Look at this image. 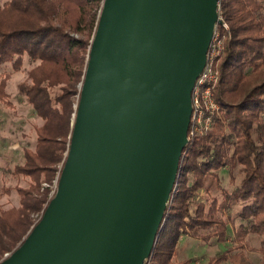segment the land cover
Segmentation results:
<instances>
[{
    "label": "water",
    "instance_id": "1",
    "mask_svg": "<svg viewBox=\"0 0 264 264\" xmlns=\"http://www.w3.org/2000/svg\"><path fill=\"white\" fill-rule=\"evenodd\" d=\"M219 0H104L56 191L0 264H145Z\"/></svg>",
    "mask_w": 264,
    "mask_h": 264
},
{
    "label": "trees",
    "instance_id": "2",
    "mask_svg": "<svg viewBox=\"0 0 264 264\" xmlns=\"http://www.w3.org/2000/svg\"><path fill=\"white\" fill-rule=\"evenodd\" d=\"M103 1L9 0L0 6V68L10 64L18 72L23 57L37 62L18 91L42 120L34 150H24L23 165L13 170L29 180L28 188L17 189L18 207L0 210V262L20 246L56 191L51 186H57L69 151ZM218 13L228 26V31L220 27L225 39L214 91L218 115L206 135L183 149L175 189L145 264H189L174 262L183 236L226 243L232 224L226 214L240 204L236 218L243 223L233 227L230 247L206 264H252L247 238L264 239V0H219ZM8 80V75L0 80V104ZM236 166L242 179L233 192L220 189L221 201L195 200L208 190V177L220 188L216 172ZM259 253L264 264V241Z\"/></svg>",
    "mask_w": 264,
    "mask_h": 264
},
{
    "label": "rangeland",
    "instance_id": "3",
    "mask_svg": "<svg viewBox=\"0 0 264 264\" xmlns=\"http://www.w3.org/2000/svg\"><path fill=\"white\" fill-rule=\"evenodd\" d=\"M8 1L0 0V6ZM36 64L37 62L23 57V64L18 72H14L10 64L0 68V80L4 75L9 76L5 89L7 98L0 104V210L18 207L19 195L17 189H26L29 184L28 179L14 175L13 170L16 166L23 165L24 150H34L36 146L35 129L42 125V120L36 116L32 107L26 102L25 97L18 91L19 84L27 80L28 71ZM56 92H58V89L53 90L52 93ZM218 176L219 185L230 192L237 188L242 179L239 166H236L231 172L221 169ZM55 185L56 183H53L51 190H54V188L56 190L57 186ZM205 188L208 189V195H198L195 198L196 201L207 198L209 200L216 198L221 201V194L216 190V184L212 178L208 177L206 179ZM6 189L9 190L8 193L5 192ZM240 208L241 204L236 205L226 214L232 220V224L228 228L226 243L219 244L214 239L209 242H202L183 236L178 243L174 262L179 263L188 260L189 264H206L209 258L229 248L233 238V227L235 228L243 223L236 218ZM263 241V238L255 235H250L247 238L246 255L252 264L260 263L259 248L262 247Z\"/></svg>",
    "mask_w": 264,
    "mask_h": 264
},
{
    "label": "built area",
    "instance_id": "4",
    "mask_svg": "<svg viewBox=\"0 0 264 264\" xmlns=\"http://www.w3.org/2000/svg\"><path fill=\"white\" fill-rule=\"evenodd\" d=\"M219 14V13H218ZM213 36L206 54L205 65L195 80L191 91V115L187 131L188 142L206 135L212 128L214 117L218 115V105L214 91L218 84V64L224 54V35L220 27L228 31V26L218 15Z\"/></svg>",
    "mask_w": 264,
    "mask_h": 264
},
{
    "label": "crops",
    "instance_id": "5",
    "mask_svg": "<svg viewBox=\"0 0 264 264\" xmlns=\"http://www.w3.org/2000/svg\"><path fill=\"white\" fill-rule=\"evenodd\" d=\"M223 169L229 171L228 168H223ZM219 171H220V170H219ZM219 171L216 172V173H217V177H218V184H219V176H218ZM229 172H230V171H229ZM230 175H231V174H230ZM219 187H220V188L216 187V190L219 191V192H220V189H225V188H223V187L220 186V185H219ZM225 190H227V189H225ZM207 193H208L207 190H205V191H204V190H201L200 193H199L198 195H203V194H204V195H208Z\"/></svg>",
    "mask_w": 264,
    "mask_h": 264
}]
</instances>
